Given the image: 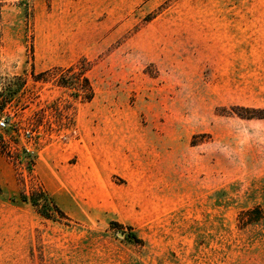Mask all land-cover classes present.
Listing matches in <instances>:
<instances>
[{"label": "rangeland", "instance_id": "rangeland-1", "mask_svg": "<svg viewBox=\"0 0 264 264\" xmlns=\"http://www.w3.org/2000/svg\"><path fill=\"white\" fill-rule=\"evenodd\" d=\"M3 118L0 264H264V0H0Z\"/></svg>", "mask_w": 264, "mask_h": 264}, {"label": "trees", "instance_id": "trees-1", "mask_svg": "<svg viewBox=\"0 0 264 264\" xmlns=\"http://www.w3.org/2000/svg\"><path fill=\"white\" fill-rule=\"evenodd\" d=\"M85 81L87 82L88 89L90 91V94H87L85 96V99L87 101H90L93 97V91H92V87L89 86L88 79H85ZM42 196L43 198H40ZM21 200L23 202H30L32 206L37 209L38 213H40L42 216L48 219L54 220L57 214V216L60 219L70 220L69 217L66 215V213L58 206V204L53 200H50L49 196L45 192H39V195L38 193L34 192L30 199H28L26 195L22 194Z\"/></svg>", "mask_w": 264, "mask_h": 264}, {"label": "built area", "instance_id": "built-area-1", "mask_svg": "<svg viewBox=\"0 0 264 264\" xmlns=\"http://www.w3.org/2000/svg\"><path fill=\"white\" fill-rule=\"evenodd\" d=\"M9 124L7 123V121L3 118L0 120V129H5L8 128ZM26 150L29 152L30 149L26 148Z\"/></svg>", "mask_w": 264, "mask_h": 264}]
</instances>
